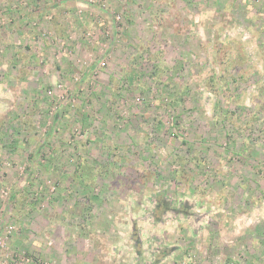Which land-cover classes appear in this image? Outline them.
Instances as JSON below:
<instances>
[{"label": "rangeland", "instance_id": "374dc122", "mask_svg": "<svg viewBox=\"0 0 264 264\" xmlns=\"http://www.w3.org/2000/svg\"><path fill=\"white\" fill-rule=\"evenodd\" d=\"M0 240L264 264V0H0Z\"/></svg>", "mask_w": 264, "mask_h": 264}, {"label": "crops", "instance_id": "0c3cea01", "mask_svg": "<svg viewBox=\"0 0 264 264\" xmlns=\"http://www.w3.org/2000/svg\"><path fill=\"white\" fill-rule=\"evenodd\" d=\"M142 224H143V222H142ZM147 233H148V235H149V233H150V235L152 234L151 232H147ZM155 235L159 236L160 232L155 233ZM167 239H170V238L167 237ZM167 239H166V241H167ZM139 241H142V240H139ZM167 247H168L170 252H167L163 248L161 249V247H159V246L155 247L154 249L153 248L150 249V250H153V252L149 251L148 253H152V257H151V255H149V256L147 255L146 257H144L143 258V260L145 262L144 264H165L167 262H169L171 264H182V263L185 264L186 262L190 261L189 259H186L184 256L182 257V259L180 257V259L177 260L176 253L178 252V250H180L179 247L175 248V245H173V244L170 246H167ZM160 249L162 252L160 251ZM144 251L147 254V251L145 249H142L143 253H144ZM182 254L185 255L184 251L182 252ZM172 257H174V258H172ZM197 258H199V256ZM198 264H203V262H201V263L198 262Z\"/></svg>", "mask_w": 264, "mask_h": 264}, {"label": "built area", "instance_id": "2783aa9c", "mask_svg": "<svg viewBox=\"0 0 264 264\" xmlns=\"http://www.w3.org/2000/svg\"><path fill=\"white\" fill-rule=\"evenodd\" d=\"M0 246H2V240H0ZM32 262L33 260L31 259V257L23 255L18 258V260L14 261V264H34Z\"/></svg>", "mask_w": 264, "mask_h": 264}]
</instances>
